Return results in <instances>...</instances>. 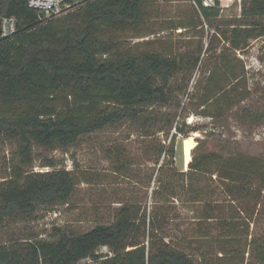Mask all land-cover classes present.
Instances as JSON below:
<instances>
[{"label": "trees", "instance_id": "16d2710c", "mask_svg": "<svg viewBox=\"0 0 264 264\" xmlns=\"http://www.w3.org/2000/svg\"><path fill=\"white\" fill-rule=\"evenodd\" d=\"M192 1L203 20L222 14L217 7H204L203 0ZM154 2L90 0L41 24L38 12L28 6L27 0H0V14L15 16L20 26L14 39L0 42V136L16 145L6 167L11 174L0 182V224L15 215H32L41 204H67L79 184L77 171L57 168L52 158L44 165L52 170L35 172L34 146L68 151L82 137L127 121L143 120L144 125H149L153 109L168 103L167 88L183 71V60L155 50L134 52L121 43L122 33L147 22V12ZM246 4L244 17L254 23L243 25L249 28H234L227 39L234 51L254 38L257 28L261 27L264 35V23L260 22L264 18V0H246ZM178 27L187 29L191 24ZM199 64L200 56L190 64L191 70L195 71ZM227 89L219 88L217 95L222 96ZM206 93L201 106L213 98L210 91ZM223 114L215 116L221 118ZM158 122L154 120V124ZM165 125L173 123L167 121ZM175 128L177 134L187 136V125L177 124ZM163 132V127L153 131V125H149L140 134L150 139ZM177 134L170 146L162 141L155 162L149 161L154 165L151 168L159 166L155 169L159 186L153 192L157 199L167 193L177 201L176 188H180L189 196L185 201L206 203L208 211L204 210L207 215L202 220H214L208 215L218 207L210 206L217 193L213 184H223L236 199L262 193L264 161L241 153H206L200 158L194 155L188 170L178 169L173 162ZM114 153L111 157L119 168L126 169L128 163ZM155 209L140 217L137 206L122 203L112 222L100 223L87 232L55 227V240H16L0 245V264H212L209 254L201 258L202 247L194 249L191 239L182 242L166 235L168 219ZM217 222L221 228L238 230L234 223H226L236 222L234 216ZM236 242L240 244L235 240L227 245ZM227 245L219 249L223 256L219 259L239 254V249L230 250ZM251 246L253 256L264 264V240L255 239ZM102 247H107L110 254H99Z\"/></svg>", "mask_w": 264, "mask_h": 264}, {"label": "rangeland", "instance_id": "374dc122", "mask_svg": "<svg viewBox=\"0 0 264 264\" xmlns=\"http://www.w3.org/2000/svg\"><path fill=\"white\" fill-rule=\"evenodd\" d=\"M222 3L230 7L218 18L203 20L192 0H155L147 12L150 17L147 22L122 33L121 43L126 49L166 52L183 60V71L167 88L168 103L153 109V120L149 123L153 125V131L163 127L165 132L146 139L140 132L149 125H144L143 120L127 121L82 137L68 151H50L34 146L32 169L35 172L52 170L44 166L46 160L52 158L57 168L77 171L79 184L67 204H41L32 215H15L0 224V245L16 240H55L52 237L55 227L87 232L100 223L112 222L122 203H132L140 209V217L145 213L150 215L157 207L159 216L168 219L166 235L182 242L191 239L189 242L194 244V249L202 247L201 258L209 254L212 264H261L253 256L251 242L258 238L264 240V190L251 198L238 196L236 199L223 184H213L217 193L210 206L218 207L208 215L214 220H202L207 215L204 210L208 211L206 203L185 201L189 196L180 188H176L177 201L167 193L158 199L153 195L159 186V166L151 168L154 165L149 161L155 162L162 141L170 146L172 137L177 134V124L188 127L186 137L176 135L173 162L178 169L189 167L183 143L190 136L196 142L191 160L194 155L200 158L206 153L226 155L236 152L264 161V35L261 27L257 28L255 37L246 45L237 51L231 50L227 39L232 36L234 28L252 24L254 20L244 17L246 0H222ZM188 22L190 28L178 27ZM260 22L264 23V18ZM199 56L200 64L192 71L190 64ZM225 87H228L227 91L222 96L217 95L218 89ZM207 90L213 98L206 106H201L200 101ZM230 104L232 106L228 107ZM219 112L224 113L221 118L215 116ZM187 118H192L193 124H187ZM154 120L159 121L158 124H154ZM167 121H172L173 125L166 126ZM195 133L197 136H193ZM15 151V143L0 136V182L11 174L6 167ZM114 152L123 163H128L126 169L121 170L111 157ZM233 216L236 222L226 223H234L238 230L219 227V219ZM203 235H207L206 238ZM236 236L238 238L233 239ZM235 240L240 244L227 245ZM226 245L230 250L239 249V254L219 259V256L223 257L219 249ZM98 253L110 254L106 247ZM198 257L196 259L200 262Z\"/></svg>", "mask_w": 264, "mask_h": 264}, {"label": "built area", "instance_id": "2783aa9c", "mask_svg": "<svg viewBox=\"0 0 264 264\" xmlns=\"http://www.w3.org/2000/svg\"><path fill=\"white\" fill-rule=\"evenodd\" d=\"M90 0H27L28 6L37 11L41 24H46L49 20L58 18L69 13L73 8L81 6ZM204 7H217L221 11L230 6L217 4V0H203ZM20 31L18 19L15 16H3L0 14V42L14 39ZM189 124H193V119H188ZM107 248V247H106Z\"/></svg>", "mask_w": 264, "mask_h": 264}, {"label": "bare ground", "instance_id": "6f19581e", "mask_svg": "<svg viewBox=\"0 0 264 264\" xmlns=\"http://www.w3.org/2000/svg\"><path fill=\"white\" fill-rule=\"evenodd\" d=\"M193 136H197V133L193 134ZM184 151L186 156V165H189L191 161L192 150L196 147V142L194 137L190 136L184 139Z\"/></svg>", "mask_w": 264, "mask_h": 264}, {"label": "crops", "instance_id": "0c3cea01", "mask_svg": "<svg viewBox=\"0 0 264 264\" xmlns=\"http://www.w3.org/2000/svg\"><path fill=\"white\" fill-rule=\"evenodd\" d=\"M189 168V167H188ZM185 170H188V169H185Z\"/></svg>", "mask_w": 264, "mask_h": 264}, {"label": "water", "instance_id": "95a60500", "mask_svg": "<svg viewBox=\"0 0 264 264\" xmlns=\"http://www.w3.org/2000/svg\"><path fill=\"white\" fill-rule=\"evenodd\" d=\"M188 168V167H187Z\"/></svg>", "mask_w": 264, "mask_h": 264}]
</instances>
